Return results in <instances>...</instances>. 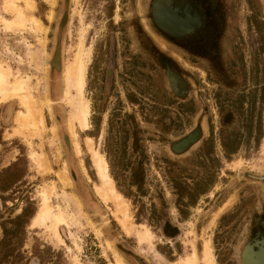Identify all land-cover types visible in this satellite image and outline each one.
I'll return each mask as SVG.
<instances>
[{
  "label": "rangeland",
  "instance_id": "374dc122",
  "mask_svg": "<svg viewBox=\"0 0 264 264\" xmlns=\"http://www.w3.org/2000/svg\"><path fill=\"white\" fill-rule=\"evenodd\" d=\"M237 1L233 33L240 37L243 57L250 67L254 57L264 58V0ZM131 2L143 17L146 0H0V21L12 24L10 29L0 27V64L9 68L10 82H26L23 96L43 121L35 134L21 130L17 122L19 113L25 112L21 101L17 96L0 99V114L4 104H12L14 110L12 134L6 137H18L24 143L18 140L19 148H11L24 156L15 163L19 166L13 177L0 173V188L25 173L24 164H28L25 180L14 190L18 193L4 194L2 197L9 201L0 203V264H120L117 258L121 264H241L240 252L248 241L251 222L264 211V182L249 177L264 173V119L251 127L244 115L229 116L223 128L221 115L211 106L215 112L207 114L206 119L214 121L217 134L225 133L211 144L215 151L205 155L201 143L186 154L175 155L169 150L173 139H137L139 127L147 137L157 133L147 123L151 119L143 116L150 114L141 112L147 107L131 102L141 99L150 105L148 101L175 97L170 95L160 69L148 75L126 65L137 53H142V58L146 55L144 45L139 47L137 29L123 21L133 19ZM113 5L118 8L114 12L118 21L116 17L109 19ZM18 13L25 20L22 27L16 25ZM65 14L67 21L60 31L61 66L57 63L59 52L53 61L61 70H54L50 62L59 22ZM141 36L153 41L156 38L160 47L166 46L146 20ZM112 46L114 71L107 80L105 70ZM78 58L85 66L80 95L89 111L85 128L74 118L77 94L66 73ZM191 78L198 80L196 76ZM197 94L192 93L194 103L199 99ZM193 105L196 114L187 119L190 127L186 131L203 115V108ZM258 132L262 138L256 137ZM249 134L253 138H242ZM63 135L74 153L71 168L76 179L85 185L94 202L89 206L92 214L77 197L63 163ZM225 135L230 137L227 141L222 138ZM224 141L228 148L236 147L234 154L223 153ZM96 158L109 164L106 173L110 180L99 175ZM138 161H142L143 196L129 186L131 169ZM111 175L118 179L119 186ZM197 181H201L198 187ZM185 187L192 191L190 196ZM28 197L34 200L27 206L26 216L37 209L33 215L36 218L44 199L53 215L59 211L63 217L55 227L59 242L51 236L52 219L34 225L33 217L30 229L23 232L21 228L20 234L14 235L18 237L4 241L5 231L12 228L7 221L19 214ZM16 198V203L12 202ZM9 249L12 256L2 257Z\"/></svg>",
  "mask_w": 264,
  "mask_h": 264
},
{
  "label": "flooded vegetation",
  "instance_id": "af4514ba",
  "mask_svg": "<svg viewBox=\"0 0 264 264\" xmlns=\"http://www.w3.org/2000/svg\"><path fill=\"white\" fill-rule=\"evenodd\" d=\"M126 4L124 2V5ZM131 4L133 19L131 21L124 19L123 21L128 25L127 27L134 26L137 29L139 47L140 44L144 45L143 52L145 51L146 55L145 58H142V53H137L134 57L128 59L129 63L126 65L139 70L141 74L148 75L155 73L157 68L160 69L168 83L170 95L175 97V100L157 101L152 94H149L151 98L155 99L148 101L150 105L143 103L141 99L131 102L137 107H147V109H141V112L145 111L150 114L149 116L146 114L143 116L151 119H148L147 123L154 126V132L157 133V135L147 137L148 133L145 134L143 131H139L141 129L139 127V129H136L137 139H151L152 136L159 139H173L169 143V150L175 155L186 154L195 145L201 143L202 154L205 155L211 151L213 152V150L215 151L216 148L212 147L211 144L225 133L221 131L217 134L213 125L214 121L206 119L207 114L211 116L215 112L211 109V106H214L221 115L223 128H226L227 123H229V120H227L229 116L244 115L246 119L248 118L246 123L250 121L251 127L253 124H259L261 118L264 119V58L261 60L256 58L257 56L254 57L252 62H249L251 65L248 67V62L243 57L241 39L236 35V31L233 33L236 20L233 12L237 8V0H146V14L143 17L136 11L135 2H131ZM116 10L118 8H115L114 5L110 9L109 19L111 21L115 17L117 18L115 21L119 20L118 14H114ZM144 20L149 22L151 28L159 34L166 46L162 45L160 47L156 38L153 41V39L141 36V26ZM66 21L67 15L65 14L59 22L58 41L53 59L50 62L51 68L54 70L60 69V67L57 68L53 64L58 52L59 59H57V63L61 66L60 31ZM114 64L115 51L114 46H112L109 47L108 67L105 70L107 80H110L113 76ZM191 76H196L198 78L197 82H194ZM95 89L96 87L93 88V90ZM193 92L199 93V95L197 94L199 99H195L197 103H194V100L191 99ZM153 94L156 95L155 91H153ZM138 96L141 97L140 94ZM182 104L185 105L182 106ZM193 104H198L203 108L201 111L203 115L198 117L197 125L186 131L185 128L190 127L187 125V119L196 114ZM4 105L6 107L0 114V173H6L10 178L18 170L19 165L15 163L24 155L15 153V150L11 149L15 146L19 148L21 144L19 141L22 142V140L13 136L6 137L7 134H12L14 110L12 104ZM226 107H229L230 110H225ZM259 133L256 137L262 138L263 136ZM172 134L175 136H172ZM168 135L170 136L168 137ZM250 135H244L242 138H253ZM190 136H193V140H188V143L183 145L184 141ZM224 137L222 138L226 141L230 138L227 135ZM66 138L65 135L61 137L66 151V161L63 163L67 166L77 197L81 199V204L89 214L91 212L89 206L94 202L85 185L76 179V175L71 168L72 154L74 153L68 141L66 142ZM222 144L221 149L227 155L234 154L237 150L236 147L228 148L229 146L225 141ZM135 148H138L137 143ZM10 155L13 156L10 157ZM6 158L9 159L7 162ZM141 163L142 161H138L136 166L132 167L129 181V186L136 188L139 196L144 195L142 191L141 176L143 169ZM24 167L25 173L18 175L8 187L0 188V203L6 204L9 201V199L2 197L4 194L16 195L18 193L14 190L25 180L28 164H24ZM111 177L114 183L116 182L118 185V179L114 175H111ZM249 177L252 181L264 182V173L261 176L249 175ZM197 182L196 187L201 185V181ZM184 191L188 192L189 196L192 193L188 187H185ZM124 195L131 197L128 194ZM12 200L16 203L18 199ZM33 200L30 197L26 198L25 205L18 209L19 214L7 221L12 228L5 231L4 241L8 242L13 237H18L14 235L20 234L21 228L23 232L27 228L30 229L31 218L37 209H34L28 216L26 214L28 213L27 206ZM11 204L13 205V203ZM25 217L26 221L24 220ZM11 256L12 250L9 249L6 253H3L2 257L8 258ZM243 256L246 264H264V211L256 222H251L248 241L240 252L241 264Z\"/></svg>",
  "mask_w": 264,
  "mask_h": 264
},
{
  "label": "bare ground",
  "instance_id": "6f19581e",
  "mask_svg": "<svg viewBox=\"0 0 264 264\" xmlns=\"http://www.w3.org/2000/svg\"><path fill=\"white\" fill-rule=\"evenodd\" d=\"M5 6H7V3H5ZM9 6L11 8H13V5L11 4V2L9 3ZM28 6H30V5L28 4ZM17 16L18 17L16 19L17 20L16 25L19 27L24 26L23 24L25 23L24 22L25 20L23 21V19H24L23 15L21 13H18ZM1 26L5 27L6 29H10V26H12V24L8 23L2 19L0 21V27ZM69 67L70 66H68V68ZM84 70H85V66L82 63V61L78 58V60L75 63H73L72 67L69 68V70L68 69L66 70V73L69 76L68 81L71 82V83L69 82L71 84L70 86H72V88L75 90V92L77 94V95H75V96H77V99L74 101L75 102L74 106L77 108V113H76V115H74V118H77L80 121L81 125L85 128L87 126V116L89 114V111H88V107L85 106V104L83 105V103H82L83 99H80L81 91L84 88V72H85ZM10 77H11V72H10L9 68L0 64V99H3V100L6 99L7 100L9 97L17 96L18 99L21 101V105H23V107L25 109V112L23 114L19 113V115H18V121L17 122L19 123V127L23 131L25 130L29 133L35 134L38 132L39 126L41 124H43L42 118L40 115H39V117L37 114L35 115L36 111H35L33 105H31V102L29 101L28 98L23 96V94L26 91V87H25L26 82H24L23 80H17L14 82H10L9 81ZM78 95H79V97H78ZM190 140H193V139H190ZM187 143H188V140L185 142V144H187ZM185 144H183V145H185ZM96 159H97L96 165H97L99 175L105 181H106V179L110 180L108 178L107 173H106L107 164L102 162L100 160V158H96ZM104 183L107 184V182H104ZM118 207H119V204H118ZM48 219L49 220L52 219V221L54 222L53 228L51 230V236L57 242H59L60 239L57 235V231H56L55 227L57 225H59L60 223H62L63 217L61 216L59 211H58V213L53 215L52 208H51L50 204H48V200L44 199L43 200V206H42L41 210L39 211V213L36 215V218H34L33 224L34 225L35 224L43 225ZM116 260L121 264V262L118 258ZM75 264H79V263L77 262Z\"/></svg>",
  "mask_w": 264,
  "mask_h": 264
},
{
  "label": "water",
  "instance_id": "95a60500",
  "mask_svg": "<svg viewBox=\"0 0 264 264\" xmlns=\"http://www.w3.org/2000/svg\"><path fill=\"white\" fill-rule=\"evenodd\" d=\"M242 264H246L244 256L242 257Z\"/></svg>",
  "mask_w": 264,
  "mask_h": 264
}]
</instances>
